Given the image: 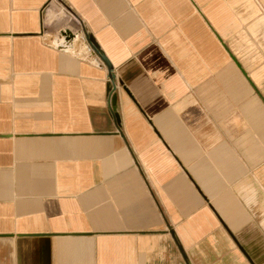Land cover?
Instances as JSON below:
<instances>
[{
	"label": "crops",
	"instance_id": "1",
	"mask_svg": "<svg viewBox=\"0 0 264 264\" xmlns=\"http://www.w3.org/2000/svg\"><path fill=\"white\" fill-rule=\"evenodd\" d=\"M0 264H264V0H0Z\"/></svg>",
	"mask_w": 264,
	"mask_h": 264
}]
</instances>
